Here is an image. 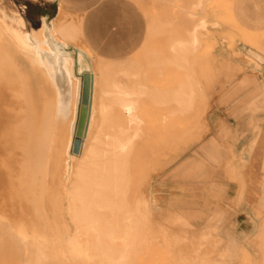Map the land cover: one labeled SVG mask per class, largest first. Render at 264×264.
<instances>
[{"label":"rangeland","instance_id":"rangeland-1","mask_svg":"<svg viewBox=\"0 0 264 264\" xmlns=\"http://www.w3.org/2000/svg\"><path fill=\"white\" fill-rule=\"evenodd\" d=\"M66 5L70 16L64 18L62 26H73V37L69 38L67 43L76 48V42L83 39L81 21L79 17H76V3H66ZM56 13L57 1L55 0H0V18L8 17L4 19L7 27L13 33H16L17 38L21 40L22 46L26 50L30 49L31 45V40L26 38L28 36L31 37L32 34L36 37L37 29L43 20L47 25H51ZM76 20L79 24L77 35ZM50 28L52 29V27ZM254 39V44L260 49L257 45L258 36H254ZM213 47L211 41L208 46H205L202 53L204 60L199 61V63L203 62V65L192 67L168 66L167 53L162 51L161 63L163 65L159 68L160 73L158 72L155 75L153 71L156 68H150L152 70V78L156 80L153 85L159 88L160 94L165 96L172 95L183 88L184 92L190 94V105L183 111L190 110L192 113L179 114L180 108L173 101H169L168 104L167 102L161 105L155 104V106L149 102L141 105L139 114L144 119L139 126L142 136L140 135L139 145L136 144L133 147L136 142L134 141L132 151L126 158L124 166L126 181L124 204L126 208L132 207L134 200L142 196H145L151 202L154 201L149 192L153 174L162 171L170 162L176 160L178 155L186 148L183 144L191 143L208 134H214V136L223 141L228 150L229 156L224 164V177L230 182L233 189V197L230 200V206L236 209L233 213V218L228 222L224 232L219 226L222 220L218 215L214 217L216 222H218V228L211 225L194 228L184 216L177 212L161 210L154 201L153 205L150 206L152 210L149 212L151 214L149 219L146 218L143 221L144 231L131 243L123 260L124 264H222L223 260L227 264H264V113H259L264 112V84L258 86L257 91L260 93H257L256 103L250 104L247 98L244 103L238 102V95L247 90L240 86V81L247 76L245 75V70L227 63L225 65L218 64L212 54ZM260 50L264 52L263 49ZM55 51L59 55L72 56L75 64L78 63L76 61L77 51L73 47H55ZM223 92L225 93V98H213V96ZM7 95V100H10L11 96H9V93ZM202 96H208V98L202 99ZM100 100H94L96 112L87 141V148L95 141L100 130L105 127L103 117L100 115L98 108ZM228 105L229 107H234L235 105L244 107L242 109L245 112L244 114L228 116L229 119H235L237 122L241 121V127H243L241 131L225 130L224 124H222L224 123L222 119L224 116L211 114L207 116L196 113L201 108L208 107L211 110L214 106ZM18 110L11 112L9 108H5L6 120L11 117L14 119L15 117L16 121L19 122L21 112ZM206 117H208V120H206ZM207 121L209 122L208 125ZM142 125L145 127L143 133ZM1 135H3L1 137L4 139H1L3 142L0 144V154L5 158L0 156V163H4L0 164L1 169H4L1 170L0 179L3 182L12 178L14 180L11 181L15 182L16 178L14 175H18V168L22 162L23 154L18 148V141L15 138L12 143L11 139L13 138L10 139V137L8 138L9 135H7L11 142L10 144L4 137L5 131ZM4 146L6 149H4ZM9 146L12 150H10ZM3 151L11 155H7ZM16 152H19V155ZM15 153L19 159L16 158L18 164L14 159L15 167H13L14 165L11 167L9 164L11 163L10 165H12L14 162V160L11 161V156L15 158ZM7 158L10 159V161L8 160L9 162L5 160ZM81 159L80 157H71L68 160L69 165L60 169L61 181L56 184L58 192L53 195L57 203L55 208L59 226L64 233V240L62 241L64 257L62 258V263L45 257V255H50L51 251L41 247L39 239L37 243L36 240H32L29 237L22 238L16 233L15 228L17 226H13V224H18L17 222L24 219L26 214H28L27 218L31 217L29 216L31 209L27 208L29 203L25 204L28 201L16 194L14 196L16 197L15 201H12V205L17 209L16 212L13 206L9 205L14 197L7 196L2 198L6 196L2 191L0 194L3 196H0V199L4 202L0 204V264H99L101 262L100 260L99 262L95 260L96 258L89 261L78 256L70 257L64 245L65 240L69 236H77L78 234L77 222L73 216L75 204L69 192L74 179L76 165ZM5 161L9 167L5 164ZM5 167L8 169H5ZM10 167L13 170L9 169ZM14 168L18 171H15ZM6 170H8L7 174L11 175H6ZM6 176L12 177L6 178ZM17 198H20L19 201ZM23 199L25 202L22 201ZM16 201L17 203L22 201L23 206H20L21 202V204L19 203L20 205L15 203ZM5 202L8 203V206L5 205ZM17 205L22 210L17 208ZM25 205H27L25 208L29 209L26 212V209L24 210L23 208ZM3 207L5 211L2 210ZM6 207L11 208L13 213L15 211L13 219L16 220V223H12L15 222L12 221L13 219L11 220L13 213H9L10 210H7V213L6 209L8 208ZM23 211L26 213L25 215H22ZM109 212L108 210L103 211V213L108 215L107 217L111 216ZM113 212L118 211L115 210ZM17 213H22V218ZM6 215L10 217L12 222ZM213 222L214 220L210 221V223ZM231 239H234L233 243L237 247L226 256V247L230 244ZM107 252H110V250H107ZM63 254L61 253V255ZM101 264H105V262H101Z\"/></svg>","mask_w":264,"mask_h":264},{"label":"bare ground","instance_id":"bare-ground-1","mask_svg":"<svg viewBox=\"0 0 264 264\" xmlns=\"http://www.w3.org/2000/svg\"><path fill=\"white\" fill-rule=\"evenodd\" d=\"M5 18L8 17L0 18V144L3 142L1 139H4L1 137L4 134H1L5 131L4 137L7 141L10 142L9 137L13 138L11 139L12 143L14 138L18 141L17 146L21 150L23 158L18 168L19 171L14 168L15 171H18V175H14L17 179H15L16 183L11 181L14 180L12 178L3 182L0 179V192L3 191V194L6 195L2 197L3 195L0 194V196L2 198L7 196L12 198L16 194L22 196L28 202H25L24 199L22 201L25 204L29 203L27 208L31 209V213L29 212L31 217L27 218L28 214L23 211L21 214H26L25 218L19 220L18 224H13V226H17L16 233L22 238L29 237L36 241L39 239L40 246L51 251L47 250L50 255H45L46 258L57 260L58 263L63 260L64 233L59 226L55 208L57 203L53 195L58 192L56 184L61 181L60 169L69 165V158L80 157L82 159L76 165L69 192L75 204L73 216L77 222L78 234L69 236L65 240V248L70 257L78 256L89 261L96 258L95 260L98 262L100 260L105 264H124L123 260L131 243L144 231L143 221L146 218L149 219L151 215L149 212L152 210L150 206L154 202L142 196L134 200L132 207L126 208L124 204L125 161L132 151L134 141L141 135L139 125L144 119L138 113L139 105L136 99L131 97L135 93L124 92L121 86H115L113 89L116 98H106L105 96L110 94L105 91L101 93V98H97L101 99L98 108L105 127L100 130L95 141L87 148L96 112L94 102L96 98L91 97L86 130L81 137L78 152L73 153L72 146L81 102L79 81H76V64L72 56L57 54L53 44L57 43L56 47L58 48L65 47V42H69L68 39L73 37V26L57 24L51 29L43 20L35 34L36 37L32 34L33 37L26 38L31 40L30 49L26 50L16 33L7 27ZM198 21L199 23L195 24L187 33L189 39H182L171 45L175 59L184 55L185 48L195 49V46L197 47L199 42L195 33L199 31L196 29L199 30V27L205 29L202 21ZM254 36L256 35L242 30L239 34L242 41L250 44V47L257 48L254 44ZM71 47L76 50L74 46L71 45ZM88 75L91 87L92 76ZM82 78L83 76L80 75L79 80ZM8 93L11 96L10 100H7ZM145 96L151 103L157 105L173 101L180 108L178 111L180 113L190 105V94L184 92V88L172 95L165 96L160 94L159 88L151 85ZM5 108H9L11 112L19 109L18 111L21 112L20 121L17 122L15 117V120L12 119L13 117L6 120ZM160 121L162 120L160 119ZM7 135H9L8 138ZM5 141L4 143L7 142ZM10 144L8 143V145ZM10 150L12 149L10 148ZM16 153V157L13 154L15 158L11 156V161L18 159ZM8 158L5 160L10 161ZM15 160L12 165L8 163L9 166L14 165L13 167H15ZM6 167L5 169H8ZM11 167L9 169H12ZM1 170L4 169L0 167V173ZM7 171L6 175H11L7 174ZM9 177L12 176H6V178ZM15 198L11 199L9 205L13 206L17 212L16 207L14 208L12 205ZM19 199L17 198L18 201ZM22 201L20 202L22 203ZM2 202L4 201H1L0 204ZM5 205L8 206V203ZM20 206H23V203ZM26 206L23 207L24 210ZM4 207L2 210L5 211ZM6 208H8L6 212L10 210L9 213H13L11 208ZM17 208H19L18 205ZM29 209H26L25 212ZM105 210L110 211V217L103 213ZM115 210L118 212H113ZM14 213L11 220L15 217ZM21 214L19 216L22 218ZM11 220L10 222L15 221L12 223H16V220ZM20 221L21 223H19ZM236 247L237 245L227 246L225 255L228 256L229 251ZM59 259L61 260L59 261ZM222 262V264H227L225 260Z\"/></svg>","mask_w":264,"mask_h":264},{"label":"crops","instance_id":"crops-1","mask_svg":"<svg viewBox=\"0 0 264 264\" xmlns=\"http://www.w3.org/2000/svg\"><path fill=\"white\" fill-rule=\"evenodd\" d=\"M55 1L57 13L49 27L63 24L64 18L70 16L66 3H76V17L81 21L83 39L76 42V81H79L80 98L83 86L80 75L91 74L90 97L101 98V93L105 91L110 94L106 98H116L113 89L121 86L124 92L135 93L131 97L136 99L140 113L142 104H151L145 96L156 81L150 68H156L153 74H158L163 65L162 51L167 53L168 66H199L204 64L199 61L204 60L203 50L211 41L214 46L212 54L218 64L227 63L245 70L247 76L240 81V86L247 90L238 95V102L244 103L247 98L250 104L256 103L260 93L258 86L264 84V52L260 50H264V0ZM198 20L202 21L205 29L199 27V30L196 29L199 32L195 31L199 42L197 47L185 48L184 55L175 59L171 45L189 39L187 33L199 23ZM78 30L76 20V35ZM241 30L257 35L260 49L242 41L239 37ZM53 44L58 46L55 42ZM65 45L71 46L67 42ZM225 97L224 92L213 96L215 99ZM201 98L207 99L208 96ZM243 108L241 105L214 106L211 110L201 108L196 113L224 116L222 124L225 130L241 131V121L229 119L228 116L244 114ZM191 113L189 110L179 114ZM142 127L143 133L145 127ZM183 146L186 148L176 160L153 174L149 192L159 209L181 214L194 228L210 225L218 228L214 217L220 216L222 222L219 226L224 232L236 210L230 206L233 189L224 177L228 150L214 134ZM233 242L234 239H231L228 246L234 247L236 244Z\"/></svg>","mask_w":264,"mask_h":264},{"label":"water","instance_id":"water-1","mask_svg":"<svg viewBox=\"0 0 264 264\" xmlns=\"http://www.w3.org/2000/svg\"><path fill=\"white\" fill-rule=\"evenodd\" d=\"M88 74L83 75V86H82V97L80 107L78 109L76 132L73 140L72 152L77 153L79 150V144L81 137L84 135L89 117V106H90V84L88 81Z\"/></svg>","mask_w":264,"mask_h":264}]
</instances>
